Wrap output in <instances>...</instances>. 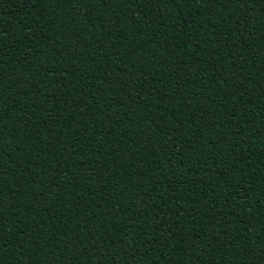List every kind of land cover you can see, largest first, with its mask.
Here are the masks:
<instances>
[{
	"label": "trees",
	"instance_id": "obj_1",
	"mask_svg": "<svg viewBox=\"0 0 264 264\" xmlns=\"http://www.w3.org/2000/svg\"><path fill=\"white\" fill-rule=\"evenodd\" d=\"M0 264H264V0H0Z\"/></svg>",
	"mask_w": 264,
	"mask_h": 264
}]
</instances>
